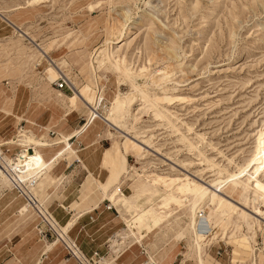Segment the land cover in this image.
<instances>
[{"label":"rangeland","instance_id":"rangeland-1","mask_svg":"<svg viewBox=\"0 0 264 264\" xmlns=\"http://www.w3.org/2000/svg\"><path fill=\"white\" fill-rule=\"evenodd\" d=\"M107 38L111 56L141 77L124 79L106 61L97 66L92 53ZM58 76L68 87L53 85ZM126 93L134 98L126 111H116L115 96ZM92 103L95 117L81 129ZM39 116L44 125L37 124ZM49 117L60 125L67 119L72 129L53 128ZM78 130L71 149L34 185L42 205L49 207L57 192H65L64 200L80 193L92 175L99 190L110 186L125 194L132 230L145 237L142 247L151 260L171 264L179 248V264H195L186 230L194 196L189 189H207L217 204L204 200L196 216L205 263L264 264V0H0V144L24 143L30 135L53 141ZM1 147L18 158L20 145ZM98 156L108 170L103 179L97 176ZM73 158L89 170L80 184L72 180L73 170L56 172L61 161ZM231 173L239 174L234 187ZM19 194L0 187L1 258L43 223L35 211L16 215ZM220 199L226 217L212 238L223 217ZM103 204L108 216H118L109 201ZM55 208L57 213L65 206ZM43 216L55 232L59 224ZM122 226L97 229L118 233L127 229ZM120 241L118 254L142 242L130 234ZM110 243L103 256L108 262L116 257ZM148 257L142 264H149Z\"/></svg>","mask_w":264,"mask_h":264},{"label":"bare ground","instance_id":"bare-ground-1","mask_svg":"<svg viewBox=\"0 0 264 264\" xmlns=\"http://www.w3.org/2000/svg\"><path fill=\"white\" fill-rule=\"evenodd\" d=\"M109 28L111 27L108 25L107 30ZM112 49H113L112 46L110 49V40L109 39L105 40L103 44H101L100 46L94 49L91 59L94 60L95 63H97V66H99L100 64H103L104 61L108 62L111 65V67L117 70L124 77V79L125 78L130 79L132 77V74L141 77L142 75L141 72L136 73L135 71H132L130 67H128L124 59H115L114 57H112L110 54ZM58 78H63V76H58ZM132 90L136 91L143 98H146L145 93L139 86L132 84ZM133 98H134L133 95L130 93L117 94L114 98V101L112 102V105L113 107L115 106L118 107V110L116 109V111L123 110L124 112L127 110V107L129 106ZM90 108H91L90 116L87 120V123L81 129H83L84 127H88V125L91 123L92 118L95 117V114H94V112L96 111L95 104L92 103L90 105ZM78 132L79 130L72 133L71 135L62 136V139H56L53 141H51L50 139L42 140V139H39V138H36L30 135L27 138V140L24 141V143L16 144V141L11 140V139L5 143L4 142L2 143V144H10L13 148L15 145H20V149H21L20 154H18L17 156L18 158H16V160L11 159L5 154L2 155V149L0 150V187H7L10 190H14L15 189L14 185H17L22 190L21 192L18 191L21 197L18 196L16 198L18 199V201H16L17 202L16 210L18 214L16 215L28 216L29 214H31L32 210L29 208L31 207L33 208V210H35V212H38V214L41 213L44 215V214H47L48 212V214H50L52 219L55 220L54 211H51L50 209L47 208L48 211L46 212L41 208V206H39L35 198L36 194L33 191V187L35 183L38 182V180L51 169L58 155L63 154V152H67L68 150L71 149V144L69 140L71 137L77 135ZM2 144H0V146ZM57 144L60 147L58 149H55L54 145H57ZM37 157L39 159H36ZM91 176L92 175L87 176V179L89 181V185L87 187L88 188L91 187V188H89V191H87L88 188L83 186L82 191H80L79 193V198L81 196L82 197L80 198L79 201L74 203V206L78 212L72 215L69 214L63 222H59L60 228L58 229L57 240L54 242L53 241L52 242H45V241L39 242V245L35 246L37 251L48 253V252H52L54 249L58 248L59 246L64 245L69 256L71 255L69 253L70 250L74 252L73 254L75 255V257L74 256H70V257L74 258L77 264H109L108 260H106L105 258H102L100 261L98 258L97 260H95V262L86 260V258H84V256L80 252L79 248L73 242H71L70 240H67L64 235L67 233L71 234L73 230L75 231V229L78 230L77 222L83 216H87L88 224L89 223L98 224L101 221V218H103L104 215H107L105 211V205L103 204L104 200L109 201L110 205L115 206V208L118 210V216L112 217V220L115 221V224L116 225L123 224L122 227L127 226V229L121 230L118 233L117 231H114L109 237V239L111 240L109 248L114 254H116V257L114 258V260L118 256H120L118 253L123 247V246L120 247V244H122L120 239H122L124 236L130 234L134 237L135 242L137 243L140 242V240H137L138 237L132 230V221H131L132 218L130 216V208L126 204V200L124 198L125 194L122 193L121 195L119 194L117 195V192L115 193L113 191V187L111 188L110 186L103 187L101 188V190H99V188L95 187V185L93 186L90 183L89 179L92 178ZM229 177L230 178L228 181H230L231 186L234 187L236 185V178L239 177V174L231 173ZM216 184L218 185V183ZM189 193L190 194L192 193L194 196L191 199V202L188 204V208H187V211L189 214V222H187L186 230L189 233L190 244L193 249L195 264H206L205 257L202 256V252H201L202 245L205 241H204L203 235L197 233L196 231V216L198 215V213H200V208L203 207L204 200L208 199L210 204L216 203L215 201H216L217 195L214 192H211L207 189L195 190V189L190 188ZM22 198H24L25 202L22 200ZM66 201H69V200H66ZM80 203L82 204L81 205L82 208L79 207ZM218 209L221 210L223 217L215 222L216 231L215 233L211 235L212 238L216 236L217 231L219 230L224 220V217H226L224 216L225 215L224 212L227 211V205L222 199L218 201ZM43 215H41L43 224L51 228L45 216ZM198 216L200 217V215ZM160 223H161V219L149 225V227L147 228L148 229L147 233L153 231L155 227H157ZM36 264L38 263L36 262Z\"/></svg>","mask_w":264,"mask_h":264},{"label":"crops","instance_id":"crops-1","mask_svg":"<svg viewBox=\"0 0 264 264\" xmlns=\"http://www.w3.org/2000/svg\"><path fill=\"white\" fill-rule=\"evenodd\" d=\"M50 117L48 119L51 122H49L48 124L51 123L53 128L55 127L56 129H63L64 131H69L72 129L69 124H66L67 119L64 125H60L61 122L59 119L56 122H53L50 119ZM45 121H43V118H41L40 116L37 117L38 125L40 126L44 125ZM24 124L26 125V121H24ZM51 132L54 133L53 136H55L57 133V130L56 131L51 130ZM101 140L102 139L99 138L97 142L101 146H103L101 144ZM84 147H85V144L82 141H80L77 144V148H79L80 150H83ZM0 149L4 150L5 147H1ZM96 165L98 166L97 176L100 179H103L106 176L108 170H107V167L103 165V163H101V157L99 158V156H98V160H96ZM87 170H88L87 168L85 169L81 167L79 165V160L75 158L71 159L68 164H65V161H61L56 168L57 173H69L70 171H72V174H71L72 180L75 181L77 184L81 183V181L83 180L84 176L87 173ZM13 191L15 193H18L15 190ZM33 191H34V187H33ZM56 194H57L56 196L51 195L49 199L51 202V205L49 207L42 205L40 200L37 199V195L36 196L34 195V196L39 206H41V208L44 211L47 212L48 209H50L51 211H54L55 217L58 219V223L54 222L52 217H51V220L54 222L53 224L54 225L56 224L57 226L59 222H63L67 218V215L76 214L78 212V211H75L76 208L72 207V204L79 201L78 199L79 191H76V193H74L72 197H67L66 200H70V202H67L66 200H64L65 192L63 193L57 192ZM18 196L21 197L20 194ZM22 200L25 202L24 198H22ZM60 204H64L65 211L61 210L55 213V209H56L55 207ZM81 205L82 204L80 203L79 204L80 208H82ZM29 208L32 211H35L31 207ZM47 215H48V212H47ZM110 217L111 216H108V215L105 216L104 218H102L103 221H100L101 223L100 222L98 224L96 223L97 226L93 228H89L87 227L88 226L87 216H83L77 222L78 230L77 229H75V231L73 230L71 234L70 233L64 234L65 238L73 242L79 248L80 252L84 256V258H86V260L95 262V260L99 258V261H100L102 258H104L103 256H105V254L107 253V251L105 252V249L107 247L105 243H107V240L109 239L112 233H109V234L107 232L104 233L102 231L103 229L98 230L97 228L104 223L107 225L115 224V222L112 220V217L111 218ZM89 224H94V223H89ZM59 228H60V225H59ZM58 229L55 228V232L51 231V233H48L46 232L45 225L43 223H40V221H38L36 226L34 227V230L33 228H31L28 231L29 233L27 232L26 234H23L22 236H20L19 241L13 245L10 251L8 252L6 250L7 254L3 256V258H1L0 256V264H36V262L38 264H77L74 258L68 256L67 250L64 247V245L63 246L61 245L58 248L54 249L52 252H48V253L37 251L35 246L39 245V242L41 241H45V242L53 241L54 242L57 240V238H55L54 236L56 234L58 235ZM42 232L43 234H41ZM52 237H54L55 239L49 241ZM144 239L145 237L140 238V236H138L137 240H140V241L142 240L141 244L137 245L138 247L134 245V246H131L130 248H127L126 250H124V252L119 254L120 256H118L115 260L113 259L109 261V264H142V263H145V259L148 257V255L146 254V248L142 247ZM182 256H183V250H180L178 248V251L176 252L171 264H179V261L182 258ZM148 258L150 259L149 260L150 262H148L149 264H157V262H155L154 260H151L150 257Z\"/></svg>","mask_w":264,"mask_h":264},{"label":"built area","instance_id":"built-area-1","mask_svg":"<svg viewBox=\"0 0 264 264\" xmlns=\"http://www.w3.org/2000/svg\"><path fill=\"white\" fill-rule=\"evenodd\" d=\"M53 85L58 88V89H64L66 86H67V83L66 81L63 79V78H58L54 83ZM68 87V86H67ZM52 134V133H51ZM4 154L3 150H2V155ZM15 189L19 192H21L22 190L17 186V185H14ZM49 230H51V228L48 227ZM52 231V230H51ZM41 232V231H40ZM43 234V232L41 233ZM69 253L71 254L70 256H74L75 255L73 254L74 252L73 251H69ZM77 259V258H76ZM80 262V261H79Z\"/></svg>","mask_w":264,"mask_h":264},{"label":"snow or ice","instance_id":"snow-or-ice-1","mask_svg":"<svg viewBox=\"0 0 264 264\" xmlns=\"http://www.w3.org/2000/svg\"><path fill=\"white\" fill-rule=\"evenodd\" d=\"M262 135H264V134H262ZM261 143H262V145H264V139L261 140ZM36 159H39V158L37 157ZM258 187H259V185H258Z\"/></svg>","mask_w":264,"mask_h":264}]
</instances>
